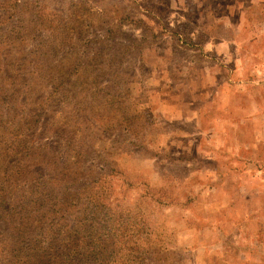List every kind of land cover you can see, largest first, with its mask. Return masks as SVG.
I'll use <instances>...</instances> for the list:
<instances>
[{"label": "rangeland", "instance_id": "obj_1", "mask_svg": "<svg viewBox=\"0 0 264 264\" xmlns=\"http://www.w3.org/2000/svg\"><path fill=\"white\" fill-rule=\"evenodd\" d=\"M35 177L142 264H264V0H0V262Z\"/></svg>", "mask_w": 264, "mask_h": 264}, {"label": "trees", "instance_id": "obj_2", "mask_svg": "<svg viewBox=\"0 0 264 264\" xmlns=\"http://www.w3.org/2000/svg\"><path fill=\"white\" fill-rule=\"evenodd\" d=\"M14 9L16 8L14 7ZM29 53L31 55L32 51ZM36 53L45 54L37 49L32 54L35 59L38 58ZM40 64L39 62L38 65L33 66L32 71L28 72L30 77L23 80L24 95L32 93L31 76L35 72L40 76ZM10 90L11 95L20 93L18 88L12 87ZM17 141H21V139L18 138ZM18 148L19 144L16 143L14 150L16 151ZM18 163L20 165V161ZM22 167H18V170L21 173H26L28 165L24 164ZM15 180L17 177H12L13 182L11 183L15 184ZM24 185L25 190L14 200L13 207L9 208L6 213L7 222H14L15 218L19 221L15 229L17 241L12 244L4 242L6 250L11 252L7 254V259L0 264H115L117 261L115 255L122 250L129 251L126 255L119 253V256L122 255L127 259L124 264H142L144 257L140 255L138 247L129 246L127 240H123L126 242L122 243L118 239V236L124 235L126 229L134 233L136 231L134 227L128 226L121 218L114 217V213L110 211V214H113L112 218L104 217L103 219L100 217L98 210L101 205L96 200V196L89 195L87 199H83V203L86 200L87 207L84 209L85 206L82 207L80 202L76 204L78 198L72 201L73 198L70 196H57V190L62 187L60 180L56 179L53 184L35 177L27 179ZM83 188H85V183H83ZM1 193L5 195L6 191ZM26 194L29 196L23 199ZM4 198L1 195L0 202L4 201ZM73 207L77 208L72 217L73 224L58 223L53 220L55 213H62L59 215L62 217L64 213H69ZM109 210L111 209L109 208ZM47 213L51 214L52 221L50 222L43 220V216ZM83 233L84 236H89L88 241L83 238ZM2 250L4 251V247ZM130 251H134L136 254L130 255Z\"/></svg>", "mask_w": 264, "mask_h": 264}]
</instances>
